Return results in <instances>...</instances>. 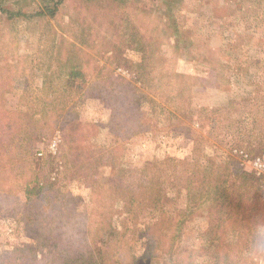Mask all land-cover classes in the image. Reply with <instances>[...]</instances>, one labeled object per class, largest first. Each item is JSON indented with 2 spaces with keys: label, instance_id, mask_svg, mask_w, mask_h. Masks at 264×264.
<instances>
[{
  "label": "rangeland",
  "instance_id": "1",
  "mask_svg": "<svg viewBox=\"0 0 264 264\" xmlns=\"http://www.w3.org/2000/svg\"><path fill=\"white\" fill-rule=\"evenodd\" d=\"M0 264H264V0H0Z\"/></svg>",
  "mask_w": 264,
  "mask_h": 264
},
{
  "label": "trees",
  "instance_id": "2",
  "mask_svg": "<svg viewBox=\"0 0 264 264\" xmlns=\"http://www.w3.org/2000/svg\"><path fill=\"white\" fill-rule=\"evenodd\" d=\"M49 12H54V10L50 9ZM40 14H42V13H40ZM76 67H77V65L71 63L70 71L69 72H65V74L63 75V77H65V82L66 83H67V81H68V83H71L72 80L75 77H81L83 79L85 78V76H84V74L82 72H79V70H74ZM48 79H49V77H48ZM118 82H120V83H117V84L123 86L124 82H122V81H118ZM122 88L124 90V96H123V98L120 99V101L118 100L117 102H116V98L114 99V97L112 95L114 90L111 89L110 87L108 88V87H106V85H104L103 87H101V88H99L97 90L98 93H99L97 95L100 97L99 99L101 101H103V103H106V102H111L112 103L111 105L108 106V107L111 108V110L113 112L111 114V116H110L111 122L113 123V125L118 124L119 122H121L119 114L122 111V108H120V106L122 105V107L124 106V108L125 107L127 108V105L129 104V108H130L129 110L133 111V115L131 117V120L128 117H126V120L130 123V122H133V119H134V123H135L134 125L136 127L140 126V124H141L143 128H146L147 125L144 124V122H146L147 120H145L146 118L143 117L142 107H143V102L148 104L150 99L148 97H146L144 94H142L141 88H138L136 86H133V85H132V87L131 86H129V87L123 86ZM120 89H121V87H120ZM50 90L51 89L44 90L43 91L44 93H42V95L44 97L48 96V99H49L51 97L50 96V93H51ZM114 107H116V108H114ZM123 126H126V124L122 125V127ZM110 129L112 130L113 128H110ZM76 132H77V130H76ZM112 133L116 136V141L120 139V136L122 138V132L119 131L118 129H116L114 131L112 130ZM73 138L74 137L70 138V136H69V140L71 139V141H73ZM48 157H53V155H49ZM153 164H162V161L155 160V162H153ZM151 166H152L153 169L156 168L153 165H151ZM145 168H146V170H148L149 167H144V170H145ZM157 168H158L156 170L157 174L155 176L153 175L152 178H150V176H148V175H145V177H146L145 178V185H147L148 179L153 180L154 184L157 183V184L161 185L163 183L162 182L163 178L161 176L162 171L160 170V167H157ZM150 169L151 168H149V170ZM121 170H123L121 165L116 166L115 172H116L117 175L119 174V172H121ZM141 172H142V170H141ZM237 172H238V176L242 180L243 184L244 183L252 184V186H247V188H246V194L247 195H249V194L251 195V192L253 190H257L258 189V186H257V183H256L257 182V178L255 176H253L250 172L247 173V172H244L242 170H237ZM147 176H148V178H147ZM172 177L174 178V176H172ZM204 177H205L204 173L200 172V174H199V172H197L196 174L195 173H192V174L190 173V174L186 175L183 178V180L182 179L181 180L188 187V191L190 190L191 193L193 192L196 195V193H198L197 192L198 190H195L194 187L192 186V184L198 182V180L204 179ZM181 180H178V181L181 182ZM143 184H144V182H143ZM24 186L26 187L25 191H29L30 190V187H29V185L27 183H24ZM191 187L194 190H192ZM211 188H212L213 191L216 192V195H219L221 193L220 189H218V185L213 184V186ZM216 188H217V190H216ZM158 193L160 194V190H158L157 193H153L152 194V196L150 197V202H155V201L158 200L157 199V198H159L158 197ZM191 193H188L190 198L192 197ZM20 194L23 197V195H24L23 190H22V192H20ZM194 194H192V195H194ZM254 202H253V205H254ZM227 206L229 207V204ZM234 207H236V206H234ZM232 209H233V207H232Z\"/></svg>",
  "mask_w": 264,
  "mask_h": 264
}]
</instances>
